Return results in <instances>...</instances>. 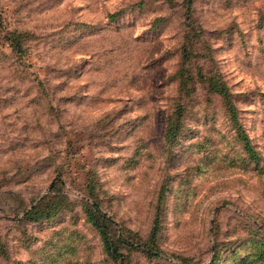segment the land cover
Returning a JSON list of instances; mask_svg holds the SVG:
<instances>
[{
  "label": "rangeland",
  "instance_id": "1",
  "mask_svg": "<svg viewBox=\"0 0 264 264\" xmlns=\"http://www.w3.org/2000/svg\"><path fill=\"white\" fill-rule=\"evenodd\" d=\"M0 264H264V0H0Z\"/></svg>",
  "mask_w": 264,
  "mask_h": 264
},
{
  "label": "trees",
  "instance_id": "2",
  "mask_svg": "<svg viewBox=\"0 0 264 264\" xmlns=\"http://www.w3.org/2000/svg\"><path fill=\"white\" fill-rule=\"evenodd\" d=\"M213 84V83H212ZM214 87V89L217 91V92H219L220 94H222V95H224L225 96V98L227 97V93H226V90H225V86L222 84V83H219V84H214L213 85ZM232 108V107H231ZM246 136V135H245ZM245 138H247V137H245ZM256 156V155H255ZM254 156V157H255ZM97 208H99L98 206H97ZM105 224V223H104ZM107 225V224H106ZM103 235H104V237H105V241L107 242V244H108V248H109V250H111L112 252H118V249H117V247H116V242L114 241V239L110 236V234L106 231H104L103 232Z\"/></svg>",
  "mask_w": 264,
  "mask_h": 264
}]
</instances>
